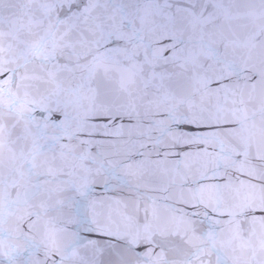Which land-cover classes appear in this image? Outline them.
<instances>
[{
	"label": "snow or ice",
	"instance_id": "snow-or-ice-1",
	"mask_svg": "<svg viewBox=\"0 0 264 264\" xmlns=\"http://www.w3.org/2000/svg\"><path fill=\"white\" fill-rule=\"evenodd\" d=\"M0 264H264V0H0Z\"/></svg>",
	"mask_w": 264,
	"mask_h": 264
}]
</instances>
